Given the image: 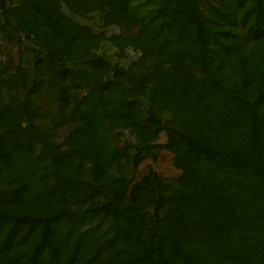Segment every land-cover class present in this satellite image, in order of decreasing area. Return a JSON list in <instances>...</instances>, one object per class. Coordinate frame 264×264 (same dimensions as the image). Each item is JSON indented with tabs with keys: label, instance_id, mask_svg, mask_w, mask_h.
Returning <instances> with one entry per match:
<instances>
[{
	"label": "rangeland",
	"instance_id": "374dc122",
	"mask_svg": "<svg viewBox=\"0 0 264 264\" xmlns=\"http://www.w3.org/2000/svg\"><path fill=\"white\" fill-rule=\"evenodd\" d=\"M185 4L199 8L225 43L205 88L199 68L185 58ZM57 20L62 35L53 28ZM74 34L83 40L80 49L70 41ZM90 53L105 65L84 63ZM49 59L63 67L62 79L46 65ZM215 83L246 99L264 91V0H0V214L22 219L0 232V243L9 241L0 264L32 258L41 228L27 218L55 208L40 200L47 186L65 191L71 207L90 205L95 187L110 192L116 180L131 184L151 171L178 187L173 181L182 169L171 130L185 127L214 146L230 138L227 109L212 99ZM93 85L110 88L102 103L90 94ZM87 94L96 107L92 125L76 120ZM64 104L75 120L59 116ZM128 111L139 118L143 135L121 118ZM7 153L30 164L37 179L45 177L14 201L6 192L19 183L3 164ZM153 208L149 203L147 210ZM115 256L99 264H124ZM48 259L42 255L34 264Z\"/></svg>",
	"mask_w": 264,
	"mask_h": 264
},
{
	"label": "trees",
	"instance_id": "16d2710c",
	"mask_svg": "<svg viewBox=\"0 0 264 264\" xmlns=\"http://www.w3.org/2000/svg\"><path fill=\"white\" fill-rule=\"evenodd\" d=\"M184 8L185 58L189 56L199 68V82L205 88L208 76L218 72L215 54L225 43L199 8L190 9L188 4ZM61 25L57 20L53 26L60 35ZM260 37V33L255 36ZM70 41L78 49L83 42L77 34ZM84 63L95 68L105 65L101 56L91 53ZM51 64L52 59L46 61L62 79L63 67ZM219 85H213L218 89L212 99L227 109L224 116L232 126L230 138L214 146L186 133L185 127L175 134L171 130V146L182 169L173 181L178 187L151 171L131 184L116 180V185L108 187L110 192L95 187L92 195L96 198L90 205L71 207L66 205L70 197L65 191L47 186L40 200L55 208L27 218L41 231L34 254L25 264H34L42 255L49 257L48 264H99L113 252L124 264H264V91L246 99L236 89ZM93 87L90 94L97 95L99 102L108 98V86ZM90 94L78 104L79 119L66 104L59 106V116L92 125L96 107ZM65 98L68 102L70 96ZM122 107L127 108L125 103ZM121 118L144 134L135 113H122ZM2 161L19 183L6 192L10 201L34 191L45 178L37 179L30 164L9 153L2 154ZM128 188L130 199L125 201ZM149 203L154 204L152 213L147 210ZM21 220L0 214V232L4 225L11 222L16 227ZM8 246V239L0 243L1 250ZM64 250L67 255L62 259Z\"/></svg>",
	"mask_w": 264,
	"mask_h": 264
}]
</instances>
